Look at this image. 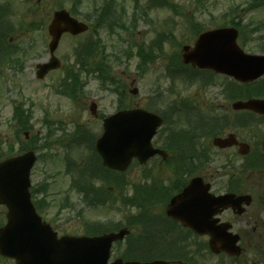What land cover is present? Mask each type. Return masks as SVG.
Returning <instances> with one entry per match:
<instances>
[{"label":"rangeland","instance_id":"rangeland-1","mask_svg":"<svg viewBox=\"0 0 264 264\" xmlns=\"http://www.w3.org/2000/svg\"><path fill=\"white\" fill-rule=\"evenodd\" d=\"M246 1L166 0L167 3L164 5L158 6V2H152L153 4L149 6L148 0H117L115 14L124 13L125 10L124 19L127 29H116L114 31L118 32L108 33L100 28L98 37L105 52L101 51L99 54L96 50L88 66L79 65L82 67L81 73L79 75V71L74 72V76L82 83V87L78 89L81 91L78 95L69 97L66 95L68 91L64 89L61 94L56 92V87L63 83L65 77L68 78L67 72L71 65L78 66L75 65L76 47L80 42H84L91 35L90 33L97 34L94 29L97 19L95 9L101 7L103 1L0 0V6L8 7V13L11 14L9 26L14 30L11 31V36L15 50L13 55L8 56L9 59L0 64V160L21 154L28 149L36 152L38 158L31 173L32 186L34 189L45 187L43 192L39 190L36 194V202L44 219L59 235H83L88 232L87 226L96 223L125 225L130 219L139 216V212L134 208L123 206L120 203V195L113 194L111 190L100 193V197L104 200L103 204H85L80 192L72 186L73 175L66 172L65 157L77 163L89 159L93 149L92 139L102 132L104 116L120 108L134 106L166 111L174 102L179 103L182 100L185 101V105L189 102L196 107L204 108L206 114L211 106L221 108L217 110L220 113L226 108L232 112L231 103L234 99H229L221 93L225 85L224 77L216 78L214 84L200 89L195 82L183 83L178 80L177 69L171 64L175 59L173 53L179 45L194 43L199 33L196 30L198 26L202 31L235 23V26L246 32L247 46L240 42L246 51L263 53L257 45L264 47V43L256 42L252 38V32L249 31L253 30L254 24L264 19V9L251 10L246 5ZM235 5H240L238 10H232ZM60 7L67 9L74 7L75 15L86 21L91 29L78 36L64 34L55 52L62 63L43 79H38L37 64L50 57L48 25L53 12ZM30 22L45 24L41 28L33 29L29 27ZM164 31L166 34L172 33V42L167 46L163 45L164 47L154 53L156 59L147 68L146 65L140 68L139 58L135 54L136 46L148 45L156 35L163 34ZM128 52H131V56L127 57ZM98 62L104 63L103 84L95 73ZM68 66L69 69L66 68ZM169 73L175 74L177 82H172L170 77L166 76ZM136 88L137 94L133 91ZM92 102L98 107V117L90 111ZM20 104L24 106L25 111L27 108L31 110L26 111V114H30L27 120L28 128L20 129L17 119L15 121L13 116V109ZM170 121L175 127L177 121L172 118ZM78 125L87 129L79 131ZM249 130L263 135L264 123L253 125L251 128L230 125L223 131V135L229 131H236L243 139L250 136ZM224 161L223 152L214 149L211 161H203L200 164L201 169L193 174L220 170ZM146 166L152 170L154 164L149 162ZM143 172L144 167L134 165L127 171L126 177L131 183L151 182L142 179ZM151 172L154 179L169 184V189L178 185L177 179H186L183 175L175 174L171 164L165 162ZM215 176L217 177L218 174ZM92 185L94 188L100 187V183L96 181ZM131 193V189L125 188L124 194L131 195ZM251 194L255 195L253 192ZM114 199L115 203H113ZM151 205L154 206L147 217H152L161 224L160 218L165 213L166 202L161 198ZM2 221H5L4 206H0V223ZM128 226L131 228V235L113 247L111 260L122 256L121 253L128 241L138 242L141 234L146 231L141 224ZM155 231L156 228L150 230L149 240H153L159 246V234ZM87 234L95 233L91 231ZM150 241H147L148 245ZM181 242H184L182 250H187L191 252V256L196 257L194 251L199 245L191 244L189 240L181 239ZM197 242L199 243V240ZM216 263L217 257H210L205 252V264ZM0 264H15V261L1 257Z\"/></svg>","mask_w":264,"mask_h":264},{"label":"water","instance_id":"water-1","mask_svg":"<svg viewBox=\"0 0 264 264\" xmlns=\"http://www.w3.org/2000/svg\"><path fill=\"white\" fill-rule=\"evenodd\" d=\"M88 27L65 9L55 12L49 26L52 57L50 61L38 65L39 78L60 66L54 52L61 35L64 32L78 34ZM237 37L238 29L234 27L206 30L199 35L194 47L183 46V61L199 68L226 73L245 82L263 76L264 54L246 53L238 45ZM233 107L264 115V99L261 98L238 100ZM91 110L96 113L95 103H92ZM162 122L160 115L143 108L119 110L105 118L104 133L96 141V150L102 156L103 164L112 169L125 170L134 157L144 163L156 153L165 155L151 142ZM214 143L227 147L237 143V140L234 134H230L226 138L216 137ZM242 146L245 148L242 152L246 153V145ZM35 161L36 155L32 150L0 161V204L8 208L7 223L0 227L2 255L15 258L16 264H167L159 259L124 261L120 257L109 263L112 243L123 240L130 233L127 228L94 236L59 237L51 225L42 220L31 200L30 171ZM209 189V184H205L202 177L193 178L182 192L171 199L167 213L198 233L209 232L212 235L210 246L214 252L226 250L232 255L237 254V236L228 233L225 240L220 238L225 234V227L215 225L210 219L216 211L212 207L250 204L252 197L230 193L216 196Z\"/></svg>","mask_w":264,"mask_h":264},{"label":"trees","instance_id":"trees-1","mask_svg":"<svg viewBox=\"0 0 264 264\" xmlns=\"http://www.w3.org/2000/svg\"><path fill=\"white\" fill-rule=\"evenodd\" d=\"M103 4L101 7H97L95 10V14H97L96 23L94 25V29L99 31L100 28L106 30L108 33H116L118 30L127 29L124 19V14L120 13L118 16L115 14L117 7V0H102ZM152 2H158V6L164 5L166 0H149L150 4ZM249 9H264V0H249L247 4ZM238 10V7L235 9ZM3 10L0 9V21L2 23V14ZM233 23V21H232ZM235 25V23H233ZM254 24V23H251ZM248 27V25H245ZM36 28V27H35ZM240 28V27H239ZM241 29V28H240ZM197 32L201 31V28L198 26L196 28ZM258 32H257V31ZM2 26L0 25V34L2 33ZM249 32H257L255 38H253L256 42H264V19L260 20L256 24H254L253 30ZM172 33L166 34L164 31L163 34L159 33L157 40L147 46H136L135 54H137L140 62V68L145 66L146 68L150 65V63L156 59V55L154 54L158 50H160L163 45V41L165 38L169 39V42H172L173 36ZM246 32L241 29V41L243 43L246 42ZM259 49L264 51V47L257 45ZM103 51L100 39L98 35L91 36L87 39L84 44L80 47L77 52V58L80 60L79 64H86L87 66L92 62L91 58L94 56V53ZM173 55L175 56L174 63L171 65L175 66L178 72L177 78L183 83H191L195 82L200 89L205 86H209L214 83V74L213 73H203L199 70H196L192 67L183 65L180 58V45L174 51ZM131 56V52L127 53V57ZM104 63L98 62L96 64L95 73L97 74V78L100 79L101 84L105 81L103 77ZM109 70V69H108ZM110 71V70H109ZM75 68H70L68 70V75L71 78L69 85L65 86L66 91H76L82 87V83L77 81V77L74 76ZM81 73V67L79 69L78 74ZM110 76V74H109ZM170 77V80L173 82L176 77L175 74ZM110 79H106V81ZM110 81H113L111 79ZM226 96L232 99L236 98H248L252 96H264V80L260 81L256 85L249 86L244 84H238L232 81L230 86L226 88ZM189 105V104H188ZM187 104L185 105V101H180L179 103L174 102L170 108L166 111H161V113L165 117L164 127L161 129L162 136L161 139L163 141V145L167 147L171 154L176 158H172L171 163L173 164V168L177 171H188L195 172L201 169L200 164L203 162L202 155L198 150V147H201V138L204 136L202 130H204L203 124L205 122V135L206 128H208L210 133L215 132L217 129L214 127V123L222 122L219 117L210 118L204 116L202 112L195 107H190ZM28 112V110L26 109ZM24 110V106L16 105L14 108L13 116L18 121V126L20 129L28 128V118L30 114H26ZM159 111V110H157ZM219 114V113H217ZM174 119L177 121L175 127L173 123L170 121ZM243 119H239L238 121L246 122L247 118L242 117ZM206 146V144H205ZM66 159V171L67 173L72 172L73 175V188L77 189L80 192V195L83 199V202L87 205H96L103 204L104 200L100 197V193L103 191L108 192L109 190L113 191V194L120 195V203L129 208H134L139 212L138 218L130 219L125 225H142L144 233L141 234L138 242L128 241L124 251L121 255L124 258H140V259H149L154 255V252H157L159 249L166 251V248H169L170 242H166L164 238L161 241V246H157L154 241H150L151 233L150 230L156 228V234L160 233V229L169 230L172 229L177 230L179 226L173 222H168L167 220H161V224L157 222L156 219L152 217H147L149 213L152 211V203H156L158 200L163 198L165 202L168 201L170 195L179 189L172 188L169 189L167 186H156V184L151 180L148 183L134 182L131 183L129 178H127L124 174H120L118 172H114L108 170L101 164V159L95 152H91L89 159L80 160L78 163L70 161L68 157ZM176 159V161L174 160ZM208 160V155L205 152V162ZM175 161V162H174ZM259 163H263V160L258 159ZM191 174L189 176H191ZM90 178V180H88ZM100 183L99 188H94V182ZM98 187V186H97ZM125 188H129L132 190L131 195L124 194ZM158 199V200H156ZM117 200V199H116ZM115 199L113 203H115ZM38 208L39 205H36ZM145 215V217H143ZM170 223V225L167 224ZM173 223V224H172ZM167 224V226H166ZM106 225V224H94L87 226L88 232L93 233H101L107 230H114L119 228V225ZM130 227V226H129ZM160 230V231H159ZM172 233V232H171ZM170 233H165V237L168 238ZM130 237V236H129ZM130 240V239H129ZM147 241H150L149 245ZM159 241V240H158ZM142 242H145L143 245ZM154 242V244H153ZM180 244V243H179ZM145 246L147 248H145ZM177 249V247H173V249ZM174 249V250H175ZM154 250V252H153ZM148 252V253H147Z\"/></svg>","mask_w":264,"mask_h":264},{"label":"flooded vegetation","instance_id":"flooded-vegetation-1","mask_svg":"<svg viewBox=\"0 0 264 264\" xmlns=\"http://www.w3.org/2000/svg\"><path fill=\"white\" fill-rule=\"evenodd\" d=\"M5 44L10 47L8 43ZM1 46L2 44H0ZM245 126L251 128L253 124L247 123ZM231 132L237 135L239 141L249 143V152L242 154L243 148L237 144L227 148L208 145L206 147L207 154L209 152L212 155L213 150L217 149L223 152L225 161L220 170L205 171L201 175L205 182L211 184V190L214 193L239 195L253 192L255 195H252L253 201L250 205H226L215 208L218 212L213 218L218 219V224H229V230L238 235L240 252L236 255L221 252L214 256V254L206 251V254L210 257H217L216 264H264V169L258 170L253 166L260 157H264V135L262 137L253 130H249L250 136L243 139L236 131H229L225 135ZM202 152L205 159V139ZM174 173L181 174L182 172ZM216 174H218L217 177ZM176 183L184 184L185 180L177 179ZM196 236L203 240V249L194 251L196 257L191 256V252L185 250L172 252L171 255L160 258L166 259L169 264H205V243H208L211 237L209 234L200 235L190 231L188 238ZM168 237H173V235H168Z\"/></svg>","mask_w":264,"mask_h":264}]
</instances>
